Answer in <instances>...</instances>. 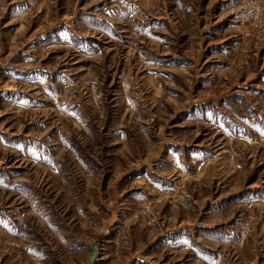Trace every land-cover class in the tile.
Returning <instances> with one entry per match:
<instances>
[{
	"label": "rangeland",
	"instance_id": "rangeland-1",
	"mask_svg": "<svg viewBox=\"0 0 264 264\" xmlns=\"http://www.w3.org/2000/svg\"><path fill=\"white\" fill-rule=\"evenodd\" d=\"M0 264H264V0H0Z\"/></svg>",
	"mask_w": 264,
	"mask_h": 264
},
{
	"label": "water",
	"instance_id": "water-1",
	"mask_svg": "<svg viewBox=\"0 0 264 264\" xmlns=\"http://www.w3.org/2000/svg\"><path fill=\"white\" fill-rule=\"evenodd\" d=\"M96 256H97V252H96L95 247H93V257H92V261H94V259L96 258Z\"/></svg>",
	"mask_w": 264,
	"mask_h": 264
}]
</instances>
